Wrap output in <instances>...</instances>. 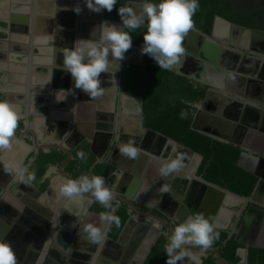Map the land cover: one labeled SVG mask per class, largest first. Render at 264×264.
I'll return each mask as SVG.
<instances>
[{
  "label": "flooded vegetation",
  "instance_id": "flooded-vegetation-1",
  "mask_svg": "<svg viewBox=\"0 0 264 264\" xmlns=\"http://www.w3.org/2000/svg\"><path fill=\"white\" fill-rule=\"evenodd\" d=\"M260 2L261 0H232V11L251 9ZM77 5L82 9L79 15L72 10ZM105 16V10L101 13L88 10L85 0H0V101L12 104L20 117L11 149L0 151V241L11 245L17 261H20L17 252L21 249H46L52 253L59 245L65 253L64 249L71 247L74 250L81 245L79 241H83V244L88 243V240L92 241L85 232L87 225L66 215L63 216V222L58 223L60 228L54 227L53 213L46 209L43 201L47 196L55 194V187L60 190L62 180L79 178L74 177L72 170L77 163L82 166L83 163L94 160L85 174L88 176H92L99 166L101 170L96 175L101 174L105 166L114 168L105 180L109 189L116 185L118 190H123L125 176L132 178V183L139 184L142 192L141 197L135 196L141 204H137V208L142 214H152L168 220L167 217L173 216L179 208L176 193L173 191L163 195L162 203L159 199L153 203L156 191L150 186L155 183V178L145 168L149 161L148 155H157L160 152H166L171 157L170 161L182 157L183 168H186L190 161L189 154L185 150L169 147L168 141L164 139L145 133L144 130H147L170 138L146 128L144 99L131 97L122 90L123 66L133 61L143 62L139 52L131 47L125 53L124 64L118 72L113 71L118 61L109 56V73L101 74V87L104 90L101 95L92 97L78 89H74L75 95L67 92L74 88V81L70 74L61 70L62 49L73 48L78 39L98 42L101 21L107 20ZM44 50L47 52H43ZM191 62L192 59H189L184 70L185 76H178L187 78L198 86L207 87L202 83L205 67ZM260 76L262 78H251L245 82L238 79L239 88L246 99L264 101V65ZM114 87L116 92L112 91ZM207 88L209 91L210 88ZM203 102L196 104L195 108ZM235 111L236 108L230 115ZM249 114V125L260 116L257 111H250ZM189 116L188 111L182 114L185 119ZM256 131L258 136H264V126ZM131 141L140 149L136 159L120 152L121 146ZM81 151L86 155L84 160L77 158V153ZM143 154L145 161H141ZM204 162L205 158L199 173ZM112 164L119 166V169ZM43 168L44 172L40 175ZM32 173L35 174L34 180L28 183L21 180V174L27 180V176ZM115 173L118 175L111 180ZM199 173L198 176L202 177ZM57 176L61 179L57 180ZM135 180H139V183ZM173 186L178 189V193H185L186 182L178 180ZM60 196L68 201L69 207L74 203L61 193L53 198L55 203ZM90 196V193L84 194V198L93 203L89 213H104L107 209ZM119 196L126 198L127 195ZM84 202L86 204L87 201ZM67 204L64 210H67ZM85 204L82 207L84 210ZM75 205V211H79L82 205ZM112 206L118 211L127 206L131 217L136 216L123 200H113ZM230 210L234 213L232 225L237 226V231L240 232L237 215L242 208L237 205ZM256 210L259 211L257 207H249L245 212L254 214ZM135 220L137 225L134 230H130L131 237L126 236L121 241L122 244L126 243V251L117 264H136L137 254L153 238L154 222L144 221L139 217ZM112 228L109 236L114 239L111 236ZM158 232L162 237L166 236L165 233L170 235L172 229L162 226ZM256 235L257 230L251 229L247 242L253 244ZM240 237H243V232ZM67 261L64 263H68Z\"/></svg>",
  "mask_w": 264,
  "mask_h": 264
},
{
  "label": "water",
  "instance_id": "water-1",
  "mask_svg": "<svg viewBox=\"0 0 264 264\" xmlns=\"http://www.w3.org/2000/svg\"><path fill=\"white\" fill-rule=\"evenodd\" d=\"M144 3L146 2L129 1L126 7H133L138 13L140 11L139 6ZM105 21L109 24L122 26V21L102 20L101 24ZM221 26L228 29L225 36H221L219 33ZM125 29L123 30L125 31ZM183 47L185 48V55L181 57L182 65H176L170 71L177 75L185 76V67L188 66L189 59H192V62L205 67L206 71L202 83L210 88L204 102L197 106L198 112L195 115L192 129L224 144L240 148L243 154L239 166L255 176L259 180L258 185L253 195L247 198L211 184L203 177L198 176L200 166L204 161L202 155L173 139L143 129L145 133L168 141L169 147L185 150L189 154V165L186 168H182L179 173H172L162 178L160 169L170 162L171 159L166 152L148 155L149 161L147 168H145L146 171H151L155 178V183L150 186L156 191L153 203L158 199L162 203L164 200L163 195L173 191L176 193V201H178L179 208L176 209L173 216L167 217L168 220H163L152 214H142L137 208V204H140V202L135 199V196H142L139 184L135 185L132 183V178H126L127 176H125L123 190L121 188L118 190V187L114 184L110 190L113 191L115 196L113 200H123L131 208V213L134 212L136 216L131 217L119 240L116 241L109 236L114 222H109L105 233L101 232L102 237H105L110 245L117 247L124 254L126 243L122 244L121 241L125 240L130 230L135 227V218L139 217L148 222L153 221V238L146 244L145 249L137 254V260L135 261L136 264H145L161 238V233L158 231L162 226H169L173 230L178 222L184 221L188 216L201 214L204 217L206 216L205 218L210 223L214 224L215 234H219L221 231L229 232L228 241L236 237V240L245 246L238 253L242 259L240 264H245L246 262L250 264L251 249L264 251V145L257 143L253 138V135L258 134L256 130H260L264 126V101L258 102L249 98L246 99L242 95V89L239 88L238 79L245 82L251 78H262L260 73L264 65V30L252 29L218 15L211 35L194 26L186 35ZM132 48L139 52L140 59L143 61L145 54H142V48L137 46H132ZM123 64V60L118 61L113 71H121ZM117 84H119V81H117ZM112 91L116 92L115 87ZM234 108L237 111L230 115ZM250 111H257L260 116L258 115L259 118H255L254 122L249 125L247 121L250 117ZM252 139L253 141H251ZM258 148H262V150H258ZM247 156H252L254 162L245 163ZM144 157L145 155L143 154L141 161H145ZM112 165L117 170L119 169V166ZM117 175L116 173L113 174L110 179L114 180ZM178 180L186 182L184 194L180 192L179 194L178 189L173 186L174 184L176 185ZM135 181L139 183V180ZM165 186L168 189L166 192L161 190ZM148 192L149 188L147 194ZM119 193L127 195L126 198H119ZM156 196L159 198H156ZM90 198L95 200L91 196ZM229 198L235 199L238 203L237 205L242 208L237 215V225L240 224V232L237 231V226H231L232 214H227L226 212L231 207V204L228 203ZM249 207L251 209L257 207L259 211L256 210L257 212L255 211L254 214L253 212L246 213L245 211ZM117 212L118 209L113 214L116 216ZM94 215L101 217L100 214ZM251 229L257 230L253 244L247 242ZM241 232H243V237H240ZM101 239L103 240V238ZM88 241V243L85 242L84 244L83 241H79L81 245L76 246L74 250L71 247L64 249L66 256L68 257L69 255L68 264H117L119 262V256L118 259H115L102 252L101 240L99 242ZM45 250L21 249L17 253L20 261L25 262V264H56L52 260L59 262V264H65L66 256L58 257L54 250L47 255ZM192 251L194 255L199 257L202 264L211 255H214L220 264H232L223 259L220 250L210 248L206 252L201 253L200 249L193 248ZM183 264H192V262L186 259Z\"/></svg>",
  "mask_w": 264,
  "mask_h": 264
},
{
  "label": "clouds",
  "instance_id": "clouds-1",
  "mask_svg": "<svg viewBox=\"0 0 264 264\" xmlns=\"http://www.w3.org/2000/svg\"><path fill=\"white\" fill-rule=\"evenodd\" d=\"M88 10L101 13L106 10L111 13L117 0H85ZM199 8L198 0H160L155 4L146 2L139 6L137 13L133 7H120L118 15L122 26L103 22L99 41L91 39H78L73 48H63L62 71L70 74L74 81V88L67 92L75 95L74 89L86 95L97 97L104 91L101 87V74L109 73L111 62L109 56L115 61H122L125 53L132 47V36L124 31L138 29L146 26L143 36L142 54L150 56L160 69L171 70L176 65H182L181 57L185 55L183 42L186 35L194 28L192 17ZM80 14L79 5L72 9ZM66 91V90H60ZM20 117L15 107L7 101H0V151L11 149ZM122 155L136 159L140 149L131 141L120 148ZM77 158L84 160V152H78ZM183 158L177 157L161 167L162 176L179 173L183 168ZM21 180L28 183L35 179V174H29L27 180L21 174ZM162 191H168L163 187ZM60 193L74 203L84 199V194L90 193L100 205L110 212L101 213V219L114 222L119 227V217L113 213L112 206L114 193L106 186L105 178L98 175H82L78 179H68L61 186ZM159 227V225H157ZM214 224L210 223L201 214L188 216L184 221L178 222L171 234L165 233L167 243L164 246L167 254L166 264H183L187 259L192 264H202L192 249L198 248L201 253L213 246L218 234L214 233ZM85 232L93 242L102 238L101 230L91 224L85 227ZM239 253V250H238ZM0 264H17L16 254L9 243L0 241Z\"/></svg>",
  "mask_w": 264,
  "mask_h": 264
},
{
  "label": "trees",
  "instance_id": "trees-1",
  "mask_svg": "<svg viewBox=\"0 0 264 264\" xmlns=\"http://www.w3.org/2000/svg\"><path fill=\"white\" fill-rule=\"evenodd\" d=\"M129 1L160 3V0H117L111 13L105 10L106 19L121 21L118 9L126 7ZM198 3L199 8L192 17L194 26L208 34H212L218 15L249 28L264 29V0H261L256 7L241 12L232 11V0H198ZM146 31V27L135 30L126 28V32L132 36V46L143 47V36ZM122 72L123 92L131 97L144 99V126L146 128L160 132L202 155L205 162L199 175L209 183L242 197L250 198L253 195L259 180L239 166L243 154L241 149L192 129L197 112L195 105L205 100L208 93L207 87L198 86L170 70L160 69L147 54L143 62L133 61L125 64ZM185 111L190 113L186 119L182 117ZM58 160L61 161V158ZM93 162L94 160H91L83 163L82 166L80 163L74 165L72 169L74 177L85 175ZM44 169L41 170L40 175L43 174ZM99 170H101L100 166L93 171L92 175H96ZM113 170L114 168L105 166L98 176L106 180ZM45 188L46 186L43 187ZM110 211L111 209L105 210V212ZM116 216L119 217L120 224L119 227L114 224L111 236L119 239L131 219L129 208L123 206ZM228 239L229 232H219L211 248L220 250L223 259L227 262L240 264L242 259L238 255V250L245 246L241 245L236 237L229 241ZM167 242V237L162 236L145 264H166L168 257L164 246ZM250 262L251 264H264V251L252 249ZM204 264L220 263L214 255H211L205 259Z\"/></svg>",
  "mask_w": 264,
  "mask_h": 264
},
{
  "label": "crops",
  "instance_id": "crops-1",
  "mask_svg": "<svg viewBox=\"0 0 264 264\" xmlns=\"http://www.w3.org/2000/svg\"><path fill=\"white\" fill-rule=\"evenodd\" d=\"M43 52H47V51L44 50ZM253 138L256 140L257 143H261L262 145H264V136H258V135L255 136L254 135ZM251 141H253V139ZM258 150H262V148H258ZM253 160H254V158L252 156H247V159L244 162L245 163H253L254 162ZM56 179L60 180L61 178L57 176ZM65 182H66V180L65 181L62 180L61 183H60V186H62ZM54 191H55V194L53 196H50V197L47 196L43 200L44 201V206L46 207V209L48 211H50L51 213H53V217L52 218H53V221H54V227L55 226H59L58 223L60 222V224H61V222H63V216L66 215L67 217H70V218H72L74 220L80 221V222H82L85 225L91 224V225L99 228L101 230V232L105 233V231L107 229V225L109 224V221L102 220L101 217H99V216L96 217L93 213H89V210H90V208L93 205L91 200H88L87 198H84V200L87 201L86 204H85L84 200H81L80 202H78L82 206H81L79 211H77V210L75 211V209H76V205L75 204L76 203H71V205H72L71 206L72 208H71L67 204L68 201L65 198H61V196H60L59 200H57V202L55 203L53 198L56 196L57 193H60V190H58L55 187ZM228 200L232 201V203H233V205H231V207L237 206V204H238L237 201H235V200H233L231 198H229ZM66 204L68 205V208H67V210H64V206ZM83 204L86 205V209L85 210L82 208L84 206ZM231 207H229V209H227L226 212H227V214H232L230 223L233 224L232 223L233 222V211L230 210ZM226 220H228V219H226ZM136 225H135V227H136ZM61 227H63V226H61ZM135 227L133 228V230L135 229ZM59 228H60V226H59ZM129 236H130V233L127 234V237H129ZM102 247H103L102 248L103 249L102 252H105V254L109 255V257L118 259V256H119V260H121V257L123 256L121 251L117 247L109 245V243L107 244L106 238L103 239ZM54 251H55V253H56V255L58 257L63 256V255L66 256V253H64L62 251V247H60L59 245L54 249ZM46 254L49 255L50 252L46 251ZM124 256H125V254H124ZM66 260H69V255H68V257L66 256ZM52 262H54L56 264H59V262H56L54 260H52ZM17 264H25V262L17 261ZM66 264H68V263H66Z\"/></svg>",
  "mask_w": 264,
  "mask_h": 264
},
{
  "label": "bare ground",
  "instance_id": "bare-ground-1",
  "mask_svg": "<svg viewBox=\"0 0 264 264\" xmlns=\"http://www.w3.org/2000/svg\"><path fill=\"white\" fill-rule=\"evenodd\" d=\"M227 32H228V29L225 28V27H223V26H221V28H220V30H219L220 35H221V36H225ZM231 199H233V198H231ZM233 200H235V199H233ZM235 201H236V200H235ZM228 203L231 204V205H233L232 201H230V200H228ZM103 239H105V237H104ZM106 240H107V239H106ZM101 242H103V240H102ZM45 252H46V250H45Z\"/></svg>",
  "mask_w": 264,
  "mask_h": 264
},
{
  "label": "rangeland",
  "instance_id": "rangeland-1",
  "mask_svg": "<svg viewBox=\"0 0 264 264\" xmlns=\"http://www.w3.org/2000/svg\"><path fill=\"white\" fill-rule=\"evenodd\" d=\"M132 258V257H131ZM131 258L129 260H131Z\"/></svg>",
  "mask_w": 264,
  "mask_h": 264
}]
</instances>
